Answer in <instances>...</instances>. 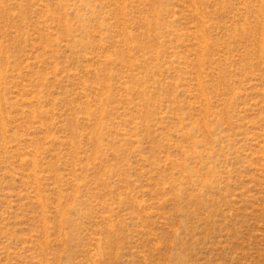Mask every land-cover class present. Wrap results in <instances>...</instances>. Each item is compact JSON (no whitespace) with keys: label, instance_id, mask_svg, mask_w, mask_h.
Returning <instances> with one entry per match:
<instances>
[{"label":"rangeland","instance_id":"obj_1","mask_svg":"<svg viewBox=\"0 0 264 264\" xmlns=\"http://www.w3.org/2000/svg\"><path fill=\"white\" fill-rule=\"evenodd\" d=\"M0 264H264V0H0Z\"/></svg>","mask_w":264,"mask_h":264}]
</instances>
